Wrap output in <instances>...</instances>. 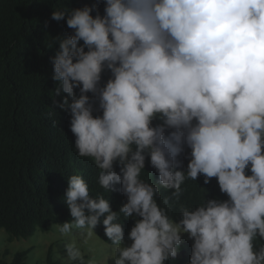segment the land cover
Instances as JSON below:
<instances>
[{
	"label": "clouds",
	"instance_id": "obj_1",
	"mask_svg": "<svg viewBox=\"0 0 264 264\" xmlns=\"http://www.w3.org/2000/svg\"><path fill=\"white\" fill-rule=\"evenodd\" d=\"M51 18L73 30L53 41V95L67 94L53 103L70 112L77 155L99 169V185L109 192L119 183L127 198L112 211L70 175L72 219L58 224L61 236L80 229L91 237L103 217L114 264H164L183 234L193 241L189 264H264V247L253 244L264 239V0H104L103 15L93 4ZM105 70L111 76L101 86ZM185 145L191 158L177 170ZM146 157L158 186L140 178ZM201 174L205 184L215 177L227 199H204L170 218L154 198L160 188L179 199L185 180ZM121 213L140 218L129 246ZM65 251L86 264L74 240Z\"/></svg>",
	"mask_w": 264,
	"mask_h": 264
},
{
	"label": "trees",
	"instance_id": "obj_2",
	"mask_svg": "<svg viewBox=\"0 0 264 264\" xmlns=\"http://www.w3.org/2000/svg\"><path fill=\"white\" fill-rule=\"evenodd\" d=\"M93 4L103 15L104 0H0V229L11 238H28L36 231H47L49 224L72 219L65 202L67 178L72 174L83 177L93 198L103 196L108 199L112 211L118 212L126 203V196L119 191V183L108 192L98 183L99 169L93 161L77 155L75 137L69 127L70 112L53 103V100L60 101L67 96L63 92L59 96L53 95L58 84L52 79L51 58L59 47L53 41L55 37H67L73 30L68 28L66 19L53 20L51 13ZM107 76L111 73L105 70L101 86ZM74 91L78 96L79 89ZM87 95L92 98V93ZM98 114L101 113L93 112V115ZM190 153V148L183 146L176 157L177 170L186 169ZM113 167L119 172L118 164L114 162ZM246 174H251L250 170L246 169ZM140 178L158 186V173L147 162ZM172 191L161 187L154 198L176 221L183 208H195L204 199H227L226 194L221 193L217 179L213 177L205 184L202 174L196 181L185 180L179 199ZM138 219V216L120 214L124 238ZM102 220L103 217L95 227L96 233L111 245ZM253 244L254 250H259L264 247V239L257 236ZM29 252L30 248L17 251L8 263L0 259V264H26ZM187 263L189 258L181 261L169 258L164 262ZM45 264L64 263L53 259L49 252Z\"/></svg>",
	"mask_w": 264,
	"mask_h": 264
},
{
	"label": "rangeland",
	"instance_id": "obj_3",
	"mask_svg": "<svg viewBox=\"0 0 264 264\" xmlns=\"http://www.w3.org/2000/svg\"><path fill=\"white\" fill-rule=\"evenodd\" d=\"M109 78L110 76H107L104 83ZM160 122L159 120H153V125ZM147 159L146 157L145 162L151 167ZM154 170L156 171V169ZM82 231L80 229H72L68 236H61L58 231V224H49L47 231H36L28 238L16 239L11 238L7 232L0 229V259L8 263L14 253L30 248L26 264H45L49 252H51L53 259L64 264H80L78 261L69 260L66 255L65 245L74 240L77 247L80 248L86 264L90 260L94 261L95 264H114L111 258L107 259L113 246L98 237L96 228H94V234L91 237L81 235ZM131 243L132 241L127 235L123 244L124 246H129ZM192 243L193 241L187 237V234H183L182 244L175 259L181 261L189 258Z\"/></svg>",
	"mask_w": 264,
	"mask_h": 264
}]
</instances>
